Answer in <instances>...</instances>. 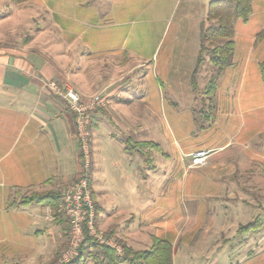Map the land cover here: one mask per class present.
Here are the masks:
<instances>
[{
	"label": "rangeland",
	"instance_id": "rangeland-1",
	"mask_svg": "<svg viewBox=\"0 0 264 264\" xmlns=\"http://www.w3.org/2000/svg\"><path fill=\"white\" fill-rule=\"evenodd\" d=\"M62 1L66 3L71 0ZM209 1L137 0L139 5L143 4V6L135 11L134 16L128 18L129 21L126 20L128 22L120 29L124 32L130 28L131 35L128 38L130 42L141 44L142 39L145 41L142 35L151 31V24L153 29L163 28L167 24V30L162 36L154 57L155 59L157 56L158 62H161L171 41V36L179 25L180 17L183 18L184 22V16H182L184 9L190 7L194 10L191 16H186L187 23L188 19L189 22L190 19H195L196 14L204 15ZM27 2L13 3L10 0H0V44L17 46L29 43L39 31L40 26L46 27L52 23L59 26L57 27L58 34H56L58 43H63L65 40L64 37L62 38L65 34L62 35L60 31L62 28L67 30L70 27L77 31L83 30L78 23L70 21V16L60 17L56 15L54 9H52L51 14L50 10L46 9L42 3L34 0ZM109 3V0H88V10L91 9L89 23L96 25V27L85 26L83 41L96 43L97 26L116 23L119 19L124 21L125 18H119L118 13H116V18L110 17V13H108ZM58 6L60 5L58 4ZM63 12L66 15L73 14L67 3L63 7ZM99 15L103 18L102 20L101 17L99 20ZM252 26L253 29L257 27L254 33L257 40L256 56L261 58L264 55V29L257 24ZM262 29L263 35L257 36V33L262 32ZM47 34L46 38L42 34L41 37L44 39L35 42L37 47H41L43 43H49L53 39L54 36H50L53 33ZM159 35L160 32L152 30L146 38L150 44H154L153 42L157 41L155 39ZM65 49L64 46V53L70 58H76L75 56L80 55L78 50L67 49L69 53H66L67 50ZM144 71L146 70H137L132 80L121 82V84L127 82L128 95L119 93L113 97L115 102L120 104V111L127 115L124 118H128L131 124L122 119L120 121L119 117L113 118L118 122V125L119 122L123 123L122 126L119 125V128L122 127L120 131L119 128H114L113 124L108 122H111L109 118L116 114L110 110V115L106 118L107 124H97L92 132L90 131L92 136L90 138L91 168L89 179L91 180L92 176L96 199H99L103 206V212L111 213L120 220V224L117 226L112 224L113 226H110L107 231L101 230L97 225L98 213H96L95 207V226L98 231L110 239H114L119 246L118 251L113 248L116 254H122L123 245L137 251L146 249L151 243L150 236L154 235L171 240L173 264H264V154L263 157H259L255 153L257 151L262 152L264 137L262 136L260 140L255 139L242 151L239 150V147H231L227 151L221 150L212 154L209 151L204 166L194 165L191 156L194 152H187L196 149V147H203L204 143H206L205 146L214 144L216 143L214 140L217 139V132L210 130L207 135L200 128V125L205 124V119L200 113L192 112L193 109L198 112L201 109L209 111L207 110L209 109L207 107L209 99L203 93V88L209 75L214 73V66L206 59L195 75L196 86L191 88L195 94V100L192 102L193 108L190 109L191 115L184 106L186 103L184 99L177 101L180 104L177 108V104L173 103H177L175 100L172 101L170 98L168 101L167 93H164L160 98L164 102H169L167 104H169L168 110L170 111H167L166 106L161 108L160 98L151 89V81L148 78L151 75L142 80L136 76V74H143ZM48 80L51 79L45 81ZM52 80L73 89L65 82ZM45 81H43V86L46 89ZM152 92L154 93L151 99ZM78 95L83 102H87L94 95H99L104 99V105H99L100 107L94 108V111L107 109L108 102L101 92L86 96ZM55 96L64 100L61 96ZM146 99L150 102L148 104L153 106L152 113L147 112L148 114H146L145 112L147 105L143 101ZM247 101L249 110L242 113L244 120L250 128L252 126L264 128V102L253 103L250 99ZM91 114L92 112L89 113V122L91 126H94ZM173 117H176L177 121ZM191 117L193 121L190 119ZM109 132L116 133L115 137L111 136ZM135 134L143 140H136ZM140 141H150L152 144H158L160 148L159 151L148 150L147 156L151 158L148 165L144 163V158L138 151H135L138 153H127L123 149L124 145L131 149L132 142ZM144 170L148 171L146 180L143 175ZM146 186L153 189L151 194L153 203L150 206L146 205L147 198L145 196L147 194L141 192V187L144 189ZM137 187H139V193L136 190ZM65 189L55 192L61 194L62 197ZM39 191L44 190L33 192ZM91 196L93 199V193ZM149 196L150 193L147 197ZM151 198L148 201H151ZM60 199L59 202H61ZM93 203L95 205L94 199ZM32 205L38 206L28 207L27 212L36 208L37 213L42 212L44 215L47 213L43 204L33 203ZM4 208L0 206V264H28V262L34 264L37 261L35 255L22 253L24 249L21 248V245H42L43 250L51 252L53 257L49 261L44 260L45 262L41 261L37 264H54L68 245L69 221L67 217L55 208H52L51 212L48 213L54 217L53 220L58 225L54 230V233L56 232L58 235V240L51 241L49 232L45 230V227L48 226V219H45L44 215L43 221H39L37 224H27L26 230H18L17 228L22 227L21 222L18 226L13 221L10 225L4 223L19 215L13 214L15 211L13 209ZM123 213L124 215L130 213L135 216L122 222ZM99 216L101 221L106 218H102V213ZM256 217L259 219L257 229L248 232L246 229L238 231L242 226L253 222ZM37 228L41 229V233L34 235L33 232ZM118 229L122 230L121 234L127 233V236L115 235V230ZM86 236L90 237L89 235ZM123 237L127 239L125 240ZM94 242L96 241L94 240ZM83 264L94 263L90 259H85Z\"/></svg>",
	"mask_w": 264,
	"mask_h": 264
},
{
	"label": "crops",
	"instance_id": "crops-1",
	"mask_svg": "<svg viewBox=\"0 0 264 264\" xmlns=\"http://www.w3.org/2000/svg\"><path fill=\"white\" fill-rule=\"evenodd\" d=\"M34 1L42 3L46 9L50 10L51 14L54 9L56 15L60 17L70 16V21L78 23L83 30L77 31L70 27L67 30L59 29L62 35L65 34L62 36L65 40L63 43H58L56 34H58L57 27L59 26L52 23L46 27L40 26L39 31L37 30L38 32L29 43L17 46L0 44V206L7 210L13 209L15 210L13 214L19 215L13 218L14 220L4 223L10 225L13 221L18 226L21 222L22 227L17 228L18 230H26L27 224H37V222L43 221L44 214L37 213L36 208L27 212L28 207L38 205L7 207V202L17 201L38 190L62 191L75 180L80 168L74 121H72L73 115L66 108L67 104L63 99L44 88L43 81L56 79L65 82L78 94L84 96L98 92L103 94L108 102L107 109H101L102 111L98 110V112L92 111L91 120L94 126H91V132L97 124H107L106 118L110 115V110L116 114L109 118L111 122H108L112 123L114 128H119V125L122 126L123 123L119 122L118 125V122L113 118L119 117L120 121L122 119L131 124L128 118H124L127 115L120 111V104L115 102L113 97L119 93L128 95L127 82L123 84L121 82L132 80L137 70H146L143 74H136L141 80L151 75L148 77L151 81V89L158 95V98L167 93L168 101L170 98L176 102L184 99L186 102L184 106L190 114V109L193 108L192 102L195 100V94L190 85V75L198 52L199 22L203 18L202 14H196L195 19H190V22L188 19L186 23V16H191L194 12L192 8L186 7L182 13L184 22L180 17L179 25L171 36L169 46L165 50L161 62H158L157 56L155 59L154 57L162 36L167 30L166 23L163 28L158 29H153L151 24V31L160 32V35L155 39L157 41L153 42L154 44H150L146 38L151 31L142 35L145 41L142 39L141 44H135L128 39L131 35L130 28L124 32L120 29L134 16V12L143 6V4L139 5L137 0H109L108 13H110V17L116 18V13H118L119 18L124 17L125 19L97 26L96 43L83 41L82 37L86 29L85 26L96 27L89 23L91 9L88 10V0L66 2L73 11L71 15H66L63 12L65 1ZM252 1V13L248 20L236 21L233 34L232 63L220 72L217 79V87L212 100L215 105L214 121L211 125L202 128L205 133L210 130L217 132V139L214 140L216 143L206 146L204 143L203 147H196L187 153L207 150L212 154L221 150L227 151L231 147H239V150L242 151L255 139L260 140L262 136L264 137V128L258 126L250 128L242 115L249 110L247 100L250 99L253 103L264 102L261 100L264 99V84L259 74V62L263 60L264 55L261 58L256 56L257 40L254 33L257 27L253 29L252 26L257 24L264 29V0ZM83 7L86 8L82 9ZM100 17L101 15H99V20ZM47 33H53L50 35L54 36L53 39L49 43H43L41 47H37V41L40 42L41 39H44L41 35L44 34L46 38ZM183 34L185 35L182 36ZM64 46L65 50H78L80 55L70 58L64 53ZM68 50L66 53H69ZM76 61L77 63H75ZM154 92H152L151 99ZM143 102L147 105L146 114L152 113L153 106L148 104L150 103L148 99ZM167 103L169 102H164L160 98L161 108L166 106L169 112ZM173 103L177 104V108L180 106L178 102ZM173 118L177 121L176 117ZM190 119L193 121L192 117ZM109 127L111 128V126ZM120 129L122 127L119 128V131ZM262 131L263 133H261ZM109 134L114 137L116 135L114 132H109ZM135 135L136 140H143L137 134ZM120 142L124 144L122 141ZM255 153L257 156L263 157L264 147L262 152ZM143 175L146 180L148 171L144 170ZM93 185L91 176L88 186L93 193L98 213L97 225L101 230L107 231L110 226H113L112 224L116 226L120 224V220L111 213L103 212V206L99 199H96ZM141 189L142 193L147 194L144 195L147 198L146 205L150 206L153 203L152 187L146 186ZM136 190L139 193V187ZM149 193L150 196L147 197ZM150 198L151 201H148ZM44 208L47 210L44 218L48 219V226L45 227V230L49 232L50 240L53 241L58 236L56 232V234L54 233L58 225L53 220L54 217L48 214L51 212V208L48 206ZM100 213L103 214L102 218L106 217L104 221L100 220ZM133 216L135 215L130 213L124 215L123 213L121 221ZM115 231V235H119V237L120 235L127 236V233L121 234L122 230L120 229ZM33 233L34 235L40 234L41 229L37 228ZM21 248L24 249L22 253L35 255L37 261L34 264L44 260L49 261L53 257L51 252L43 250L42 245H21ZM28 264H33V262H28Z\"/></svg>",
	"mask_w": 264,
	"mask_h": 264
},
{
	"label": "trees",
	"instance_id": "trees-1",
	"mask_svg": "<svg viewBox=\"0 0 264 264\" xmlns=\"http://www.w3.org/2000/svg\"><path fill=\"white\" fill-rule=\"evenodd\" d=\"M13 3H22L29 0H10ZM251 0H210L203 18L199 26V46L197 48L196 61L190 75V83L192 89L195 88V75L199 72L203 62L208 59L214 66V73L209 75L205 85L204 94L208 97L209 111L195 109L193 113H200L205 119V124L200 125V128L211 125L215 118V105L212 102L214 93L217 87V79L220 72L227 66L231 65V60L234 50L233 34L235 31L236 21H246L252 13ZM260 31L257 36L263 35ZM260 79L264 84V58L259 62ZM125 144V143H124ZM131 149L124 145V151L127 153H140L143 156V161L147 165L150 164L151 158L147 156L150 149L159 151L158 144H152L150 141L132 142ZM138 151V152H135ZM61 194L55 191H39L25 195L19 200L7 202V207H18L30 204H43L51 209L58 208ZM264 211V208H263ZM97 213V209H96ZM259 218V217H258ZM257 217L248 225H244L238 229H246L254 231L258 225ZM257 229V228H256ZM151 243L146 249L133 250L125 245L122 246V254H116L114 249L94 242L91 237L85 236L81 242L77 255L68 264H83L85 259H90L94 264H173V244L171 240L150 236Z\"/></svg>",
	"mask_w": 264,
	"mask_h": 264
},
{
	"label": "built area",
	"instance_id": "built-area-1",
	"mask_svg": "<svg viewBox=\"0 0 264 264\" xmlns=\"http://www.w3.org/2000/svg\"><path fill=\"white\" fill-rule=\"evenodd\" d=\"M45 86L52 94L64 98L67 104L66 108L73 115L72 121H74L80 163L77 177L69 186H66L57 208V211L62 212L69 221V239L66 249L61 252V256L54 264L69 263L77 255L76 252H78L82 239L86 235H89L96 242L111 246L118 251L119 246L114 239H110V237L98 231L95 226V205L93 199H91L90 186H88L91 168V133H89L91 123L89 122V113L94 111V108L104 105V99L99 95H94L87 102H83L73 89L53 80L45 81ZM208 154L209 151L207 150H199L191 154L194 165L204 166Z\"/></svg>",
	"mask_w": 264,
	"mask_h": 264
}]
</instances>
